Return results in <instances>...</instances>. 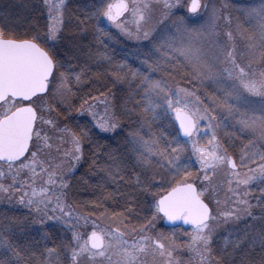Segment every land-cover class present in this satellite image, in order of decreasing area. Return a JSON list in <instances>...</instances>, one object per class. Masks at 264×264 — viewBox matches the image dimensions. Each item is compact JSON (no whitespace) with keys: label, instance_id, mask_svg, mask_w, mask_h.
<instances>
[{"label":"snow or ice","instance_id":"1","mask_svg":"<svg viewBox=\"0 0 264 264\" xmlns=\"http://www.w3.org/2000/svg\"><path fill=\"white\" fill-rule=\"evenodd\" d=\"M226 7L93 0L77 21L82 34L65 35V0H41L35 10L41 18L46 10V28L31 26L24 39L0 7V195L18 197L41 225L56 221L71 232L38 255L27 218L0 223V264H264V0L235 23ZM155 16L160 27H146ZM108 25L146 42L135 66L110 51ZM107 82L125 93L122 102L96 87ZM206 84L213 94H198ZM71 112L91 119H58L72 120ZM122 127L130 129L123 150L104 153L98 169L97 187L111 181L115 189L77 212L69 196L84 148L107 147L99 134ZM158 221L172 232L157 231ZM177 224L190 228L180 242Z\"/></svg>","mask_w":264,"mask_h":264},{"label":"rangeland","instance_id":"2","mask_svg":"<svg viewBox=\"0 0 264 264\" xmlns=\"http://www.w3.org/2000/svg\"><path fill=\"white\" fill-rule=\"evenodd\" d=\"M41 0H0V7L8 6L12 18L14 22L18 25V32L20 33L19 38H29L24 36L23 33L29 32L31 26L39 25L46 28L47 25V13L46 10L43 13L41 18V13L35 10V5L40 3ZM67 4L66 8V20L68 17L72 18V23H68L64 29L65 35L70 34H77L81 35V28L86 27V25H80L77 27L78 20H84L88 13L91 10V5L93 0H65ZM260 0H209L210 5L214 4L218 9L221 8L223 5H227L226 8L223 10V14L225 16H230L235 23L238 17H242L246 9L258 5ZM203 11V10H201ZM159 20V16H155L151 24L146 25V27H155L159 28V24L157 21ZM94 23V22H93ZM107 23V22H105ZM171 24V21L168 22ZM221 31H226V21L219 20ZM111 34L112 40L109 41L110 44V51L115 53V58L120 60H125L127 57V62L132 63L135 66L138 63L137 53H143L146 51L144 47L145 41H137L135 39H130L127 36L123 35L119 29L115 28L114 26L108 25ZM88 28V36L87 39L83 41V43L87 44L89 41H92V29L90 25H87ZM95 71V69H93ZM179 81V77L172 81V84L175 85ZM180 86H185L184 82L180 81ZM93 87V85L89 84L88 87L84 88L83 91L87 92L89 88ZM96 87H100L101 91L111 90L116 93L117 96L121 98L119 102H122L125 93L119 90L118 85H113L111 82H107L106 88L101 87V85L97 84ZM127 86H125L126 88ZM214 86L212 85H205L202 86L200 92L198 94H205L208 95L213 94ZM93 95H97L96 92H93ZM254 102H259V97L252 98ZM80 99L74 98V106L78 107L80 105ZM40 105V102L37 101V106ZM131 105H129L130 107ZM67 111V110H66ZM73 117L72 120L66 118L64 113H60L58 119L63 123L73 124L74 122L78 121L80 124H85L91 118L84 113L80 115L76 112L69 113ZM121 125H126L129 123L127 119L120 120ZM129 128L122 127L117 129L115 132H108V133H100L99 134V143L101 145H107V147L103 148H95L91 145H88L84 148L83 158L77 164L76 169H74L73 177L71 178L72 189L69 196V202L74 203L76 205L77 212H91L92 207L90 202L94 201L97 196H99L102 192H111L115 189V185L111 181H104L103 189L97 187L98 184L102 182L101 174L99 173L98 169L99 166L102 165L106 157L104 153L109 151L110 149H114L117 146L121 147L123 150V145L125 143V135L129 131ZM99 131V130H97ZM94 152L97 155H94ZM99 160L100 164L93 166L94 160ZM95 189V191H94ZM125 187L121 185V191H125ZM154 191V189H153ZM258 193V189L256 190ZM74 193V194H73ZM151 197L149 196V199ZM221 198H223V194H221ZM16 199H9L0 195V223H10L15 222L17 220L23 221L27 218V223L30 226L28 229V238L35 241L40 240L39 248L37 249V254L42 251L44 248H53L61 240L68 239L71 236V232L68 231L62 224L57 223L56 221L45 220V224L41 225L39 223V218L32 214L30 215V210L24 208L22 205L16 202ZM255 204V199L251 201ZM111 201L106 204V207L111 206ZM122 204L123 201H120ZM88 204L87 207L84 205ZM117 211L120 209L117 208ZM258 214V213H257ZM245 227L244 223L239 224V229H243ZM177 228V236L178 242L184 239L183 233L185 231H190V228H184L181 226H176ZM172 226L168 227L165 226L162 221L157 222V231H163L165 233L172 232ZM235 230V225L232 226V229ZM83 231V229H81ZM87 231H91V229H87ZM47 234V241L45 242L42 237ZM225 236L228 235L227 232L224 233ZM219 243H223V237L219 238ZM178 257L184 261L188 260V254L186 251H180Z\"/></svg>","mask_w":264,"mask_h":264},{"label":"flooded vegetation","instance_id":"3","mask_svg":"<svg viewBox=\"0 0 264 264\" xmlns=\"http://www.w3.org/2000/svg\"><path fill=\"white\" fill-rule=\"evenodd\" d=\"M162 223L164 224V222L162 221ZM165 225V224H164ZM176 226H181L180 224H177ZM168 227H171V226H168ZM184 228H188V227H185L183 226Z\"/></svg>","mask_w":264,"mask_h":264},{"label":"water","instance_id":"4","mask_svg":"<svg viewBox=\"0 0 264 264\" xmlns=\"http://www.w3.org/2000/svg\"><path fill=\"white\" fill-rule=\"evenodd\" d=\"M165 223V222H164Z\"/></svg>","mask_w":264,"mask_h":264}]
</instances>
